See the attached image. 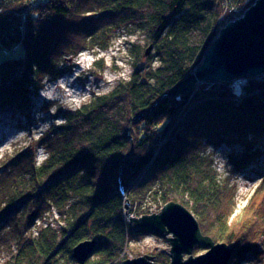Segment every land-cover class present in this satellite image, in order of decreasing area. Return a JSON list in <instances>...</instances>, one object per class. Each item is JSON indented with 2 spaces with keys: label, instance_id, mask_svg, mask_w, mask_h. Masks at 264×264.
<instances>
[{
  "label": "trees",
  "instance_id": "obj_1",
  "mask_svg": "<svg viewBox=\"0 0 264 264\" xmlns=\"http://www.w3.org/2000/svg\"><path fill=\"white\" fill-rule=\"evenodd\" d=\"M243 2L0 0V47L12 50L21 44L24 50L23 56L0 64L3 74L6 64L18 66L23 79H15L13 90L0 92V106L25 109L27 89L39 90L45 76L60 77L67 56L107 48L118 28L146 32L155 50L150 59L159 61L145 72L136 68L109 92L63 112L62 122L36 139L34 149L45 154L42 161L35 160L34 150H22L24 165L2 170L5 211L23 207L18 215L0 216H9L1 243L16 246L2 264H76L72 248L84 240H96L90 254L96 258L89 256L84 264H121L119 252L127 240L152 234L131 228L124 218L125 202L139 216L149 213L144 210L147 199L186 206L202 234L232 249L229 263L261 257L263 227L252 215L232 222L234 201L224 194L233 187L206 149L228 145L236 169L259 156L264 79L248 77L239 100L223 82H200L186 95L170 94L201 64L222 14ZM257 195L250 204L259 208ZM53 209L61 215L58 226L46 223L32 235L35 220ZM262 213L258 218H264ZM152 256L159 264L169 262L164 252Z\"/></svg>",
  "mask_w": 264,
  "mask_h": 264
},
{
  "label": "rangeland",
  "instance_id": "obj_2",
  "mask_svg": "<svg viewBox=\"0 0 264 264\" xmlns=\"http://www.w3.org/2000/svg\"><path fill=\"white\" fill-rule=\"evenodd\" d=\"M240 5L228 8L227 12L222 14L220 29L223 27V22L240 17L248 8L249 0H244ZM154 53L155 50L152 48V43L146 32L133 27L118 28L111 34L107 48L94 49L93 51L83 50L73 57L67 56L66 69L60 77L45 76L39 90L35 92L32 88L27 89V96L23 99L27 105L25 109L10 104L0 106V173L5 167L24 165L25 160L20 154L22 150V152L34 150L35 160L42 161L45 154L41 148L34 149L37 144L36 139L53 124L62 122L63 112L77 108L92 96L109 92L117 83L128 80L136 68L141 70L140 72H145L149 67H155L159 61L156 56L150 59ZM23 55L24 50L21 44L12 50L0 47V64L7 58ZM4 67L7 72L3 74L0 70V92L13 90L15 79L23 81L20 78L21 72H19L18 66L6 64ZM64 78L69 81L65 83L66 85H59V82ZM234 85L235 82L232 81L229 87L234 89ZM74 91H76L75 94ZM234 99L239 100L235 96ZM259 149L261 150L259 156L242 169L234 168L231 162L233 150L228 145L222 143L216 147L208 146L206 151L213 155L217 172L220 176L225 177L233 187L230 190L228 187L224 194L234 201L232 222L239 224L243 218L252 215L257 219L259 226L261 225L264 229V218H258L264 212V147L259 146ZM259 188H261L260 191ZM232 191H234L233 195H230ZM257 193L259 195L255 197L260 196L262 199V206L259 208L250 204ZM3 199L4 194L0 191V213L4 211L0 216L15 213L18 215L22 211L23 207L16 205L11 208L12 211H5L7 208L5 209ZM126 204L127 202L124 207V218L128 221L130 216L136 215L134 212L131 213L133 209L129 204L127 208ZM145 206L144 210L153 213L160 210L162 203L147 199ZM8 217H0V231L2 226L7 224ZM59 219H61V215L56 209L43 214L42 217L35 220L31 228L32 235H36L39 226L46 223H50L52 227L56 228ZM3 231L0 232V236ZM15 249L13 241L1 243L0 264L8 260L11 252ZM169 249L170 244L166 237L145 234L127 240L119 254L124 252V256L130 254L136 257L164 252L169 256ZM205 250L206 248L203 246L194 248L193 254L198 255L204 253ZM95 258V254L90 256V259ZM228 264H264V245L261 249V257L248 255L239 262Z\"/></svg>",
  "mask_w": 264,
  "mask_h": 264
},
{
  "label": "water",
  "instance_id": "obj_3",
  "mask_svg": "<svg viewBox=\"0 0 264 264\" xmlns=\"http://www.w3.org/2000/svg\"><path fill=\"white\" fill-rule=\"evenodd\" d=\"M151 48V46H150ZM149 48V49H150ZM264 0H255L238 18L228 21L206 50L201 64L175 84L172 95L188 94L200 82H235L232 93L241 98L248 77L264 79ZM256 91H259L256 90ZM128 208V203L126 204ZM133 230L164 236L170 244L167 264H228L232 249L202 234L198 220L183 204L168 201L158 212L130 216ZM96 240H84L72 248V258L84 264ZM206 248L194 255L195 246ZM121 264H159L152 255L127 258Z\"/></svg>",
  "mask_w": 264,
  "mask_h": 264
},
{
  "label": "bare ground",
  "instance_id": "obj_4",
  "mask_svg": "<svg viewBox=\"0 0 264 264\" xmlns=\"http://www.w3.org/2000/svg\"><path fill=\"white\" fill-rule=\"evenodd\" d=\"M68 81H69V80H67V79L64 78V79L61 80V82H59V85H63V84H65V83H67ZM65 85H66V84H65ZM52 87H53V86H52ZM73 93L75 94L76 91H74ZM19 127H21V126H19ZM1 134L3 135L4 133L2 132Z\"/></svg>",
  "mask_w": 264,
  "mask_h": 264
},
{
  "label": "built area",
  "instance_id": "obj_5",
  "mask_svg": "<svg viewBox=\"0 0 264 264\" xmlns=\"http://www.w3.org/2000/svg\"><path fill=\"white\" fill-rule=\"evenodd\" d=\"M17 46V45H16ZM15 46V47H16ZM119 258H122V259H124V258H133V255H128V256H124V252H122L121 254H119Z\"/></svg>",
  "mask_w": 264,
  "mask_h": 264
}]
</instances>
